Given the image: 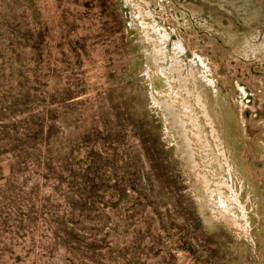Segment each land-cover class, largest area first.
<instances>
[{"label": "rangeland", "instance_id": "obj_1", "mask_svg": "<svg viewBox=\"0 0 264 264\" xmlns=\"http://www.w3.org/2000/svg\"><path fill=\"white\" fill-rule=\"evenodd\" d=\"M0 264H264V0H0Z\"/></svg>", "mask_w": 264, "mask_h": 264}]
</instances>
